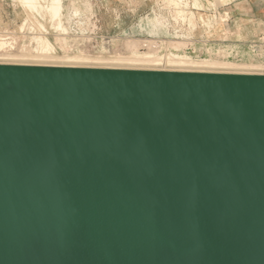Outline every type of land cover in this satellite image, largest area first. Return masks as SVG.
I'll return each instance as SVG.
<instances>
[{
  "label": "water",
  "instance_id": "water-1",
  "mask_svg": "<svg viewBox=\"0 0 264 264\" xmlns=\"http://www.w3.org/2000/svg\"><path fill=\"white\" fill-rule=\"evenodd\" d=\"M140 20L127 36H150ZM15 70L0 78V264H264V90Z\"/></svg>",
  "mask_w": 264,
  "mask_h": 264
},
{
  "label": "bare ground",
  "instance_id": "bare-ground-1",
  "mask_svg": "<svg viewBox=\"0 0 264 264\" xmlns=\"http://www.w3.org/2000/svg\"><path fill=\"white\" fill-rule=\"evenodd\" d=\"M19 1L25 8H28L33 15H35L36 13L44 18L47 16V14H49L51 19L57 18L59 21H56L58 22V25L57 28L56 27L55 28L57 30L61 29L66 32V27L63 26L61 20L62 17L64 16L63 14L65 9L64 0H19ZM171 4L173 5L172 11H174V14L181 13L183 14V16H185V14L187 13L186 8L190 6V5L188 6L186 0H172ZM168 5L170 6V2ZM206 5H207L206 0H193V7L195 8H202L205 7ZM80 6L81 5L72 3V7L76 8L74 12L75 14L80 13ZM208 6L209 5H207L206 7ZM204 16L205 15H202V17ZM206 17H208V19L206 20H208L209 23L210 22L213 23L212 21L214 19L213 16L212 18H210L211 16L209 17L208 15L205 16V18ZM51 19H49V21ZM69 19H71V15L68 16L67 21H69ZM147 20H148L147 28L149 33L155 35L156 37L159 36L160 34H166L169 36V33L167 32L168 22L165 18L154 15L153 17L148 18ZM40 28L45 31V27L42 24ZM193 28L195 27H191L190 29L191 32ZM176 30L177 29H175V31ZM177 32L178 31H176V35H178ZM179 32L181 31L179 30ZM30 33H31L30 36L31 43H35V48L33 49V51L36 52L35 55L29 53L30 50L27 48H29L30 45H25V44L21 45V48H23L22 50H24L21 54L20 53L13 54L9 51L12 50L11 48L14 47L8 45L6 41L0 40V48L4 50L3 53H0V71H2V75H0V78L11 76L9 73L14 74L16 71L15 70L16 67H43V68L51 67V68H67V69L92 68L98 70L119 69V70H132V71H148L155 73L215 75L218 80L225 82L227 86L230 87V89H239L242 87H248V88H256L258 90H264V63H260L256 65L244 64V63L236 64V63H232L230 60L231 59L230 56L234 51L242 57L250 56L249 53L251 52L250 48H248L247 44H245L242 41H237V42L221 41L222 43L216 42L218 44L217 45V44H209L208 43L209 40H208L205 45L209 44L210 47L208 48L209 49L208 55L205 58L198 57L194 52L193 53L195 55H190L187 51L182 50L183 44L187 43L186 38L190 34H188V36L187 34L186 36H184L183 34V38L181 39V41L180 40L172 41L170 39L165 40L160 38L151 40L152 39L151 38L150 40H147L146 43L129 42L127 44V48L129 51L128 55L122 54V55L105 57V56H100L102 54H100L99 56L96 55L94 56V55L86 54L81 51L75 54L66 52L64 55L62 53L63 56H58L55 54L56 47H54L53 45L54 43H52L51 40L47 37L46 32H42L40 30L39 32H30ZM191 37L190 36L188 37L190 38L189 41L192 40ZM129 40H131V38ZM144 40L145 39H143V41ZM214 55H218L224 58V60L222 58L221 59L223 61H221V59L220 60L214 59L215 58ZM26 76L30 77L31 73H26ZM71 76H74V74H72Z\"/></svg>",
  "mask_w": 264,
  "mask_h": 264
},
{
  "label": "rangeland",
  "instance_id": "rangeland-1",
  "mask_svg": "<svg viewBox=\"0 0 264 264\" xmlns=\"http://www.w3.org/2000/svg\"><path fill=\"white\" fill-rule=\"evenodd\" d=\"M114 1L116 3H121V2L125 3L124 2L125 0H64V8H65L64 12H63L64 16L62 17L61 20H62L63 26L66 27V32H65L61 29L60 30L56 29L57 25H58V22H56V21H59V20L57 18L51 19L49 14H47V16L43 18L41 15H38L36 13H35V15H33L32 12L28 8H25L19 0H0V29H8V30H11L12 32L15 33V39H16L17 45H15L16 47L14 49L9 51L13 54H19V53L21 54L24 51V50H22L23 48H21V45L25 44V45H30L29 48H27L31 51V52L29 51V53L35 55L36 52L33 51V49L35 48V43H31V40H30L31 33L30 32H39L40 30L42 32H46L47 37L51 40L52 43H54L53 45H54V47H56L55 48V54L58 56H63L66 52L71 53V54H75V53H78L81 51L86 53V54H90V55H94V56L95 55L99 56L100 54H102L100 56H105V57L122 55V54L128 55L129 51L127 48V44L129 42L146 43V41L150 40L151 38H152L151 40L160 38V39H165V40L170 39L172 41L173 40H175V41L180 40L181 41V39L183 38V34H184V36H186V34H187V36H188V34H190L189 36L190 37L192 36L191 37L192 40L189 41L190 38H188L189 37L188 36L186 38L187 43L183 44L182 50L187 51L190 55L196 54L198 57H202V58L204 57L205 58L208 55V51H209L208 48L210 47L209 44H217L218 42L219 43L224 42V41L221 42L219 40H216V41L211 40V38L215 35H217V37H219L220 33H217V32L222 30V25L218 22L216 16L209 14V13L195 12L193 10V9L211 10L212 7H216V2H213L212 0L211 1L206 0L207 5H209V6L206 7L207 6L206 5L205 7H202V8H195V7H193V0H191V1L186 0L188 6L189 5L190 6L186 8L187 13L185 14V16H183V14H181V13L174 14V11H172L173 10V5L171 4L172 0H163V1H165V4L169 7V9L171 11L170 16L173 15L171 17L172 21H174L175 24L178 23V24H182V25H179L178 28H176V27L172 28V25H171V28H170L169 22L167 20V22H168L167 23L168 24L167 25V32L169 33V36L166 34H160L157 37L155 35L149 33L148 28H147V21H148L147 19L153 17L154 14L151 16H147L145 18H142L140 20V27L141 28L145 27L147 33L151 36H146V35L142 36V37L127 36L128 31L123 33L122 35H116L117 30L115 28L113 29V24L115 25L116 23H118V21H121L123 19H124V22L128 23L129 21H131V19L134 17V15L131 13V11L130 12L125 11L124 13L122 11H120V13H119L118 11L115 10L116 12H114V10L112 9V8H114V5L112 6ZM217 1L219 2V0H217ZM220 1L225 2V1H231V0H220ZM169 2H170V6L168 5ZM72 3H76V4L78 3L81 5V9H80L79 14L74 13L76 8L72 7ZM212 5H214V6H212ZM92 10H93L94 14L92 13ZM90 13H92L93 15ZM69 15H71V19H69V21H67V18ZM202 15H205V16L208 15L209 17L211 16L210 18H212V16H213L214 17V19L212 20L213 23H211V22L209 23L208 20H206V19H208V17L205 18V16L202 17ZM90 17H93L92 18L93 20H95V19L98 20V24H99V28H100L99 30L94 29L92 27V23H91L92 21L89 20ZM46 18H48V19H46ZM49 19H51V20L49 21ZM143 20H145V21H143ZM175 20H177V21H175ZM24 21H26V22H24ZM141 21L143 22L144 25L142 24ZM40 23L45 27V31L40 28V26H41ZM183 23H184V25H183ZM209 24H212L213 26L209 25ZM233 24H234V22H233ZM191 27H195V28H193L192 32L190 30ZM227 28H229V24L227 25ZM175 29H177L176 31H178L177 32L178 35H176ZM178 29L181 32H179ZM89 32H91L92 34L91 33L89 34ZM92 35L97 36V37L92 38L91 37ZM208 36H210V37H208ZM130 38H131V40H129ZM143 39H145V40L143 41ZM207 41L209 43L206 45L208 48L205 47V44L207 43ZM249 41H246V42L242 41V42L247 44V42H249ZM234 42H237V41H234ZM2 50L3 49L0 50V53L4 52V50L3 51ZM160 51H162V50H160ZM62 53H63V55H62ZM214 57H215L214 59H219V60L222 58L218 55H214ZM222 59L224 60V58H222ZM222 59H221V61H223ZM230 60L232 63H236V64H238V63L239 64H242V63H244V64H258L256 62H252L250 60V58H248V57L244 58V57H241L240 55H238L234 59H230Z\"/></svg>",
  "mask_w": 264,
  "mask_h": 264
},
{
  "label": "crops",
  "instance_id": "crops-1",
  "mask_svg": "<svg viewBox=\"0 0 264 264\" xmlns=\"http://www.w3.org/2000/svg\"><path fill=\"white\" fill-rule=\"evenodd\" d=\"M124 2L116 3L114 1L112 4L114 8L112 9L114 12L118 11L119 13L120 11L123 13L131 11L134 17L128 23L124 22L123 19L115 25L113 24V29L117 30L116 35H122L127 31V33L131 32L140 19L151 13L168 20L170 28L171 25L172 28H178L179 25H182L175 24L172 21L170 9L163 0H125ZM77 5L80 4L77 3ZM193 10L216 16L218 22L222 25V30L217 32L220 33L219 37L215 35L211 38L214 41H249L257 37L264 29V0H231L225 2L219 0V2H216V7H212L211 10ZM92 18H89L92 21H90L92 27L99 30L98 20H93ZM227 23L229 24V28H227Z\"/></svg>",
  "mask_w": 264,
  "mask_h": 264
},
{
  "label": "built area",
  "instance_id": "built-area-1",
  "mask_svg": "<svg viewBox=\"0 0 264 264\" xmlns=\"http://www.w3.org/2000/svg\"><path fill=\"white\" fill-rule=\"evenodd\" d=\"M90 33L91 32H89V34ZM91 37L95 38L97 36L92 35ZM0 40L6 41L8 45H11L14 48L16 47L15 45H17L16 39H15V33L8 29H0ZM205 47L207 46L205 45ZM247 47L250 48L251 52H249L250 56H246V57L250 58L252 62H256L258 64L264 63V29L257 37L247 42ZM14 48H11V49H14ZM237 56L238 54L234 51L232 52L230 57L231 59H234Z\"/></svg>",
  "mask_w": 264,
  "mask_h": 264
}]
</instances>
